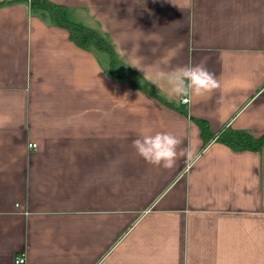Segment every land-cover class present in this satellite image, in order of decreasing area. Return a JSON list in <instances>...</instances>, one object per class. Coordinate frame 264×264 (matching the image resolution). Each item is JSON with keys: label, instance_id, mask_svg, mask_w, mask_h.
<instances>
[{"label": "crops", "instance_id": "crops-1", "mask_svg": "<svg viewBox=\"0 0 264 264\" xmlns=\"http://www.w3.org/2000/svg\"><path fill=\"white\" fill-rule=\"evenodd\" d=\"M48 1L172 105L31 0H0V264H264V148L204 146L193 119L264 131V0ZM188 65L220 88L184 104L150 81ZM157 132L199 163H146L133 140Z\"/></svg>", "mask_w": 264, "mask_h": 264}, {"label": "trees", "instance_id": "trees-1", "mask_svg": "<svg viewBox=\"0 0 264 264\" xmlns=\"http://www.w3.org/2000/svg\"><path fill=\"white\" fill-rule=\"evenodd\" d=\"M32 11L42 14L51 23L66 28L72 41L86 50L103 53L107 56L108 70L117 79L127 80L133 86L141 88L156 96L166 104L172 105L162 95L139 83L129 72L120 71L116 67V54L112 44L97 30L79 22L66 18L64 6L48 0H31ZM201 130L203 145L217 141L228 145L235 151H261L264 148V131L255 133L248 130L233 128L224 125L217 131H212L206 119L193 117Z\"/></svg>", "mask_w": 264, "mask_h": 264}, {"label": "clouds", "instance_id": "clouds-1", "mask_svg": "<svg viewBox=\"0 0 264 264\" xmlns=\"http://www.w3.org/2000/svg\"><path fill=\"white\" fill-rule=\"evenodd\" d=\"M161 80L166 82L169 94L180 97L184 103L220 88L215 74L202 65L182 66L167 74L157 73L150 78L156 87H160ZM182 143V139L173 133L157 132L138 137L133 140L132 146L139 157L156 167L174 169L181 157L185 158L189 167L197 165L201 159L200 154L191 147L181 148Z\"/></svg>", "mask_w": 264, "mask_h": 264}, {"label": "built area", "instance_id": "built-area-1", "mask_svg": "<svg viewBox=\"0 0 264 264\" xmlns=\"http://www.w3.org/2000/svg\"><path fill=\"white\" fill-rule=\"evenodd\" d=\"M181 102L184 103L182 99H181ZM184 104H186V103H184ZM29 145H30V147H36V143H30ZM15 262L17 264H24L26 262L25 255H18V256H16Z\"/></svg>", "mask_w": 264, "mask_h": 264}, {"label": "rangeland", "instance_id": "rangeland-1", "mask_svg": "<svg viewBox=\"0 0 264 264\" xmlns=\"http://www.w3.org/2000/svg\"><path fill=\"white\" fill-rule=\"evenodd\" d=\"M83 25H85V24H83ZM87 26V25H86ZM89 27V26H88Z\"/></svg>", "mask_w": 264, "mask_h": 264}]
</instances>
